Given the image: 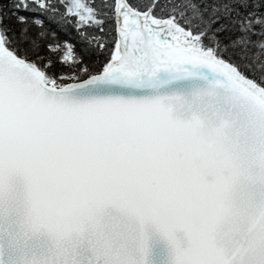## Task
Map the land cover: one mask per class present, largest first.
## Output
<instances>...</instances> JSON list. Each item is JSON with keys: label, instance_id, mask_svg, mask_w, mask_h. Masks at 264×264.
I'll use <instances>...</instances> for the list:
<instances>
[{"label": "snow or ice", "instance_id": "6c2138e0", "mask_svg": "<svg viewBox=\"0 0 264 264\" xmlns=\"http://www.w3.org/2000/svg\"><path fill=\"white\" fill-rule=\"evenodd\" d=\"M0 264H264V0H0Z\"/></svg>", "mask_w": 264, "mask_h": 264}]
</instances>
